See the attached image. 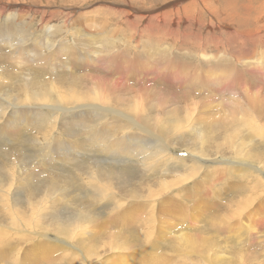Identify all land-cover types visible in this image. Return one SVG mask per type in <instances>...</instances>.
<instances>
[{"label": "rangeland", "instance_id": "1", "mask_svg": "<svg viewBox=\"0 0 264 264\" xmlns=\"http://www.w3.org/2000/svg\"><path fill=\"white\" fill-rule=\"evenodd\" d=\"M233 1L0 0V264H264V0Z\"/></svg>", "mask_w": 264, "mask_h": 264}, {"label": "bare ground", "instance_id": "2", "mask_svg": "<svg viewBox=\"0 0 264 264\" xmlns=\"http://www.w3.org/2000/svg\"><path fill=\"white\" fill-rule=\"evenodd\" d=\"M247 1V0H246ZM248 1H250V2H259L260 3V0H248ZM233 2H236L237 3V1H233ZM253 2V3H254ZM230 3V2H229ZM247 3H249V2H247ZM253 3H252V5H253ZM259 3H257L258 5H259ZM195 4V2L193 3V5ZM232 4H235V3H232ZM207 5V4H206ZM206 5L204 6L205 7V9H207V7H206ZM251 5V4H250ZM251 5V6H252ZM263 6H264V3L262 4ZM229 7H232V6H230V5H228ZM190 7H192L191 5L190 6H188V7H186V8H184V11H186V10H188ZM209 7H211V6H209ZM229 7H228V9H229ZM234 7V6H233ZM252 7H254V6H252ZM255 7H257V6H255ZM261 8H262V6H261ZM210 9V8H209ZM254 9V8H253ZM166 10V9H165ZM230 10V9H229ZM262 10V9H261ZM244 11V10H243ZM247 11H249L250 12V10H247ZM263 11H264V9H263ZM178 12V14H180V12H181V14L183 15V16H185V14H186V12H182V9L181 10H179V11H177ZM231 12H233V10L231 9ZM7 13V12H6ZM242 13H244V12H242ZM256 13H260V12H256ZM211 14H215V12L214 11H212L211 10V12H210V15ZM241 14V13H240ZM251 14V13H250ZM261 14V13H260ZM263 14V13H262ZM3 15H5V14H3ZM233 15H234V12H233ZM6 16V15H5ZM248 17V16H247ZM4 18V17H3ZM7 18V17H6ZM263 19H264V15H262V16H258L257 17V23H261L262 21H263ZM248 20H249V18H248ZM255 22V21H254ZM252 22H250V24H251ZM22 37V36H21ZM16 37L15 36H13L12 38H10L11 40H13V39H15ZM22 38H25V37H22ZM245 37L243 36V35H239L236 39L238 40H242L243 41V39H244ZM18 39H20L21 40V38H18ZM246 40V39H245ZM18 42V41H17ZM244 42V41H243ZM21 47V46H20ZM23 47V46H22ZM25 49V48H24ZM26 55V54H25ZM20 58V57H19ZM23 59V58H22ZM22 61V60H21ZM20 60H19V63L21 62ZM13 62V61H12ZM16 62V61H15ZM15 62H13V63H15ZM263 62L262 61H259L258 62V66H261V67H263ZM14 66V65H13ZM174 72V71H173ZM224 73H226V72H224ZM175 74V73H174ZM228 75V76H227ZM227 75H225V74H223V72H221L220 73V75L218 74L217 76H214L213 77V81L214 82H220V84H223V85H225L226 83H228V80H230V77H232V79H234L235 80V76L233 75V74H229V72H227ZM230 76V77H229ZM238 77H239V75H238ZM5 78V77H4ZM175 79H177V80H179L180 78H175ZM239 79V78H238ZM250 80V79H249ZM7 78L5 79V83H7ZM236 81V83H230L229 85H227L226 84V86H224V89L225 90H227L226 92L228 93V95L230 96V97H232L234 94H233V92H234V90L235 89H239V90H241L242 92H243V94H244V96L247 98V99H250V98H252V96L254 95V94H257V92L254 90L255 89V86H253V84H252V82L250 81V82H248V81H245L244 79H239V80H235ZM205 83H207L208 85H207V87L208 88H210V89H213V87H215V85H213L212 86V84H210L207 80H205ZM1 84H3V82H2V80H1V78H0V85ZM229 88H231V89H229ZM222 89V88H221ZM222 92H223V90H222ZM1 96V95H0ZM7 99V98H6ZM10 101V100H9ZM98 104H100V107L102 108V109H104V110H107V109H109L107 106H106V102H103V101H100ZM2 109H4V107L2 108ZM17 112H18V110H17ZM24 113V112H23ZM11 114V113H10ZM20 114H22L21 112H20ZM25 114V116H24V121L26 122L27 121V123H33L32 125H36V121L35 122H33V121H31V120H33V119H31L32 117H31V115H30V117L28 116V114L29 113H24ZM23 115V114H22ZM14 116V115H13ZM11 117V116H10ZM15 118H17V116L15 117ZM31 119V120H30ZM14 120V119H13ZM16 120V119H15ZM18 120V119H17ZM258 121H260V119H258ZM138 123V125H139V119H135L133 122H132V125L133 124H137ZM197 158V157H196ZM170 160H172V156H171V158H170ZM206 176V174H203L202 175V179H203V177H205ZM41 241H44L43 240V234H39L38 235V237H37V239L32 243L33 245L31 246V250L32 251H43V250H45V249H39V245H42L43 246V243L41 242ZM48 244H49V246H47L46 248L47 249H49V250H51V251H55L54 250V248L51 246V245H54V246H56L55 245V243H52V242H50V241H46ZM39 243V244H38Z\"/></svg>", "mask_w": 264, "mask_h": 264}]
</instances>
